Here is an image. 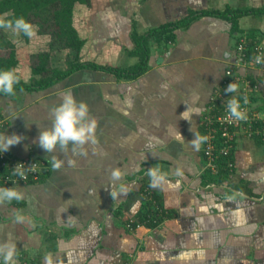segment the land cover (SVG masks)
I'll list each match as a JSON object with an SVG mask.
<instances>
[{"label": "crops", "instance_id": "0c3cea01", "mask_svg": "<svg viewBox=\"0 0 264 264\" xmlns=\"http://www.w3.org/2000/svg\"><path fill=\"white\" fill-rule=\"evenodd\" d=\"M116 2L76 4L85 6L87 19L83 35L75 6L82 61L128 68L138 61L129 54L132 29L143 34L205 11L223 17L201 15L172 31L170 40L150 41L148 70L136 79L82 70L43 90L0 96V135L23 138L6 153L47 163L37 182L10 186L23 199L0 204V243H15V264H264V140L237 138L229 187L202 183L203 143L198 149L192 144L203 136L209 97L240 37L259 36L264 47V14L234 18L226 12L260 8L264 0ZM22 54L14 71L25 82L38 79L31 72L34 60ZM251 77L258 85L253 106L264 115V62ZM66 93L88 104L97 143L47 153L38 137L51 127L50 110ZM53 157L58 168L49 162ZM152 167L164 174L155 186L147 175ZM114 169L124 175L115 182L113 200ZM146 187L168 217L156 227L130 230L126 224L142 210ZM17 212L24 222L15 221Z\"/></svg>", "mask_w": 264, "mask_h": 264}, {"label": "trees", "instance_id": "16d2710c", "mask_svg": "<svg viewBox=\"0 0 264 264\" xmlns=\"http://www.w3.org/2000/svg\"><path fill=\"white\" fill-rule=\"evenodd\" d=\"M88 1L89 0H0V15L7 13L8 18L10 19L24 17L27 21L31 22L35 26H39L42 29L46 27V30L49 29L51 34H54L55 39L62 43L61 47L63 49L69 50L68 55H71L66 61V68H53L51 70L46 68L48 56L46 54L36 55L34 57L35 61L31 72L32 75L37 76L38 79L32 77L29 82L21 80L20 84L16 86V92L20 90L27 92L43 90L82 70L104 72L108 75L114 76L117 80L136 79L148 70L150 41L155 40L160 42L162 37H164L165 40H170L172 38V31L177 28L188 26L194 19L201 15L223 17V14L219 13L218 11H205L200 13H192L180 22L167 23L159 26L158 28L148 30L143 34H139L135 31V29H132L130 33V40L133 44V49L129 52V54L131 56L137 57L138 61L133 66L121 69L117 67L104 66L91 61H82L80 59V51L84 45V40L80 38L78 32L73 26V13L76 4L87 5ZM226 13L227 15H233L234 18L249 14L259 16L264 14V5L260 8H248L245 10H235L233 12L227 11ZM1 34L2 30H0V49L8 50V54L5 57L0 56V71L8 69L14 70L17 66L14 45L5 39V37H3ZM25 37L27 38V36ZM247 39H249V42L253 44L254 40H259V36L250 33L247 36ZM2 95L6 96L0 93V96ZM258 125L264 126V123L262 124L261 122H258ZM202 128L204 133L203 125ZM249 139L264 140L263 137H253ZM233 151L234 146L228 156L216 157L215 163L217 165V172L215 174H212L208 170L203 171L202 183L205 186H224V183H227L225 186L229 187L228 181L232 178L235 172ZM8 156L12 157L11 155ZM229 162L233 164L232 172L229 171L227 166ZM6 174L7 173L5 169L0 170L1 176ZM146 188L147 190L149 189L148 187ZM143 192L144 191H142V193ZM150 192L151 193L147 200L144 198V196H142V212L140 211L136 218L132 220L137 221L140 225L153 228L164 221L168 215L167 212L161 207L160 201L155 192L151 190ZM0 221H3L2 217L0 218ZM134 228H136V223H132V229Z\"/></svg>", "mask_w": 264, "mask_h": 264}, {"label": "clouds", "instance_id": "9594fccd", "mask_svg": "<svg viewBox=\"0 0 264 264\" xmlns=\"http://www.w3.org/2000/svg\"><path fill=\"white\" fill-rule=\"evenodd\" d=\"M0 30L11 32L14 36L23 34L29 39L36 35V26L27 21L24 17L10 19L7 13L0 15ZM257 63L264 62V58L256 56ZM21 77L14 70L8 69L0 71V93L6 96L16 95V86L20 84ZM228 93H235L238 91L236 83H230L225 89ZM243 103L247 104V97H244ZM53 117L51 127L40 131L38 137L39 146L47 153H55L57 151L66 152L68 146L72 145V151L77 152L82 150L87 144H96V129L97 124L90 114L89 106L84 101H78L72 93H66L62 97V103L53 107L51 110ZM189 111V109L187 110ZM185 111V112H187ZM184 112V113H185ZM183 113V114H184ZM227 113L230 119L237 121L247 120L246 110L241 107L240 99L236 96L229 97L227 101ZM182 114V116H183ZM22 137L17 134L0 135V152H7L12 146L18 145L22 141ZM207 137L197 136L192 140V144L197 149L206 141ZM50 163L54 167H59V163L52 158ZM25 164H18L13 168L12 174L19 176L21 179L27 178L28 172L35 171V164L24 167ZM124 173L120 169L111 171L110 180L112 182L111 196L113 200L116 198L115 182L121 181ZM147 175L153 181V186L157 181L164 179V174L160 173L155 167L147 170ZM127 189L121 186V192L126 193ZM23 199V193L12 187L0 188V204L11 202L13 200ZM25 217L17 212L15 214V221L17 223L24 222ZM15 243L11 240L0 243V257L3 258V264H15Z\"/></svg>", "mask_w": 264, "mask_h": 264}, {"label": "built area", "instance_id": "2783aa9c", "mask_svg": "<svg viewBox=\"0 0 264 264\" xmlns=\"http://www.w3.org/2000/svg\"><path fill=\"white\" fill-rule=\"evenodd\" d=\"M250 40L240 37L234 49V56L229 65L225 68L218 86L213 90L206 106V112L202 118L204 127L203 136L207 137L202 144V155L204 160L203 169L212 174L217 172L215 159L217 156H228L237 138L241 135L246 138H264V126H259L258 122L264 123L263 112L253 106V97L258 90V85L253 81L252 71L261 67L262 63L255 61L256 56L264 58V47L259 40ZM230 83H236L238 91L228 93L225 91ZM236 96L240 99L241 107L246 110L247 120L237 121L230 119L227 113V101L229 97ZM247 97L248 103L244 104L243 99ZM18 164H35V171L28 172L26 179L12 174L13 168ZM228 169L233 171V164L228 163ZM46 162L36 159H18L9 157L6 152H0V170L5 169L6 175H0V188L16 186L37 182L45 169ZM231 176V175H230ZM142 196L147 200L150 190H143ZM1 218V217H0ZM132 223H136V228L140 226L137 221L130 220L126 227L132 229ZM0 264H3V258L0 257ZM21 264V263H19Z\"/></svg>", "mask_w": 264, "mask_h": 264}, {"label": "rangeland", "instance_id": "374dc122", "mask_svg": "<svg viewBox=\"0 0 264 264\" xmlns=\"http://www.w3.org/2000/svg\"><path fill=\"white\" fill-rule=\"evenodd\" d=\"M98 1H104L110 4L111 6L114 4L115 6L119 5L117 0H98ZM93 0L88 1V5H92ZM77 6V5H75ZM107 6V5H106ZM121 6V5H120ZM75 8V7H74ZM76 15L78 13L77 23L80 25L78 28H80V32L85 35L86 27H87V19L86 18V10L85 6H77ZM88 16V15H87ZM90 18V17H89ZM85 28V29H84ZM83 29V30H82ZM78 32V31H77ZM5 39H7L9 42H11L14 45L15 48V54L16 56L20 57L19 54H22V57L31 61H35L34 57L38 54H46L48 56L47 60L48 63L46 64V68L51 70L53 68L61 69L63 63L65 60L69 59V56L65 51L66 49H63L61 47V44L59 40L55 39L54 34H51V31L49 29L46 30V27L44 29L40 28L39 26H36V35L29 39L26 38L23 34L19 36H14L11 32H5L2 30V34ZM44 36V37H42ZM44 38V40H47L44 47L40 46L41 39ZM25 49H27L25 51ZM18 51V52H17ZM8 54V50L0 49V56L5 57ZM67 54V55H66ZM17 58V57H16ZM33 61V62H34ZM63 69V68H62Z\"/></svg>", "mask_w": 264, "mask_h": 264}]
</instances>
